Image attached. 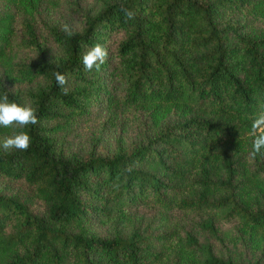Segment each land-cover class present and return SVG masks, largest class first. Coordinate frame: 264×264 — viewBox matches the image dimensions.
I'll list each match as a JSON object with an SVG mask.
<instances>
[{"label": "trees", "instance_id": "1", "mask_svg": "<svg viewBox=\"0 0 264 264\" xmlns=\"http://www.w3.org/2000/svg\"><path fill=\"white\" fill-rule=\"evenodd\" d=\"M6 1L0 97L39 122L26 151L0 147V264H264V0H100L72 36L37 21L43 0ZM99 90L137 125L128 147L81 130Z\"/></svg>", "mask_w": 264, "mask_h": 264}, {"label": "rangeland", "instance_id": "2", "mask_svg": "<svg viewBox=\"0 0 264 264\" xmlns=\"http://www.w3.org/2000/svg\"><path fill=\"white\" fill-rule=\"evenodd\" d=\"M99 1L43 0L42 9L36 18L37 21L44 19L57 27H62L65 24L78 23L82 10L95 11L99 5ZM0 9L1 11L8 9L13 16L12 25H14L19 11L16 8L14 9L6 0H0ZM102 93L103 90L97 92L95 110L92 114L93 117L84 121V124L81 125V130L84 132V135H88L91 129L101 133V139H103L102 141H104L109 151L118 146L128 147L137 138L134 133L137 125H132L126 120L125 108L119 102L117 104L106 105L100 98ZM102 121H104V124H102ZM133 215L136 217L141 215L147 219L152 215V211L144 206L138 207L137 209L131 208L130 218L134 217Z\"/></svg>", "mask_w": 264, "mask_h": 264}, {"label": "clouds", "instance_id": "3", "mask_svg": "<svg viewBox=\"0 0 264 264\" xmlns=\"http://www.w3.org/2000/svg\"><path fill=\"white\" fill-rule=\"evenodd\" d=\"M128 19H132L135 15L134 12L128 9H123ZM62 30L67 35L72 36L75 33L72 31L69 25L62 26ZM109 55L106 46L96 43L89 48L82 56V65L85 71L91 72L93 68L97 71L101 65L105 62ZM56 84L67 94V77L60 73H54ZM37 108L30 103H18L15 100H10L7 92L0 97V127L2 128H16L21 129L15 131L13 134L5 137L0 142V147L4 150L17 149L20 151H26L31 144V136L27 131H24L26 126L35 125L38 121ZM253 142H252V155L262 153L264 149V110L260 111L252 122Z\"/></svg>", "mask_w": 264, "mask_h": 264}]
</instances>
